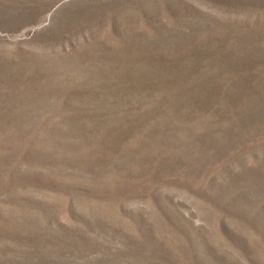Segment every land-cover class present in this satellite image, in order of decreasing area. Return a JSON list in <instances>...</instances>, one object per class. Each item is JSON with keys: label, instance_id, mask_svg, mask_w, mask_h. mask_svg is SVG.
<instances>
[{"label": "rangeland", "instance_id": "1", "mask_svg": "<svg viewBox=\"0 0 264 264\" xmlns=\"http://www.w3.org/2000/svg\"><path fill=\"white\" fill-rule=\"evenodd\" d=\"M0 264H264V0H0Z\"/></svg>", "mask_w": 264, "mask_h": 264}]
</instances>
